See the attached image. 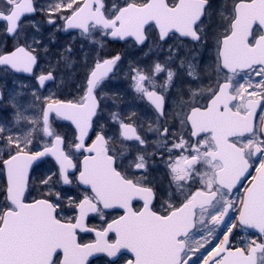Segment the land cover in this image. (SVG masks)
Listing matches in <instances>:
<instances>
[{
  "label": "snow or ice",
  "instance_id": "1",
  "mask_svg": "<svg viewBox=\"0 0 264 264\" xmlns=\"http://www.w3.org/2000/svg\"><path fill=\"white\" fill-rule=\"evenodd\" d=\"M38 12L57 30L79 29L81 35L88 36L98 30L112 39L132 37L138 46L148 41L147 29L153 24L161 42L178 35L203 46L214 15L211 0H124V6L114 3L110 8L104 0H53L46 6L37 0H3L0 19L7 22V34L19 36L25 17ZM216 15L222 30L214 29L211 37L215 45L213 71L218 77L215 86L191 91V101L181 102L187 110L175 114L182 128L189 129V140L167 126H150L148 131L155 132L158 139L152 145L156 151L149 152V141L131 122L134 114L125 122L113 112L109 119L118 125L122 145L119 153L114 150L112 141L117 137L106 135L105 125L100 123L103 110L97 91L121 61L119 54L96 57L86 72L81 95L74 100H59L54 93L41 98L39 89L54 80V75L47 71L35 76L37 84L31 95L41 107L38 116L28 121V130L0 123V170L6 177L0 188V264H87L94 253H105L116 264L122 249L133 254L126 264H200L201 260L203 264H264V159L257 162L256 175L243 199L232 198L233 190L250 175V160L257 154L264 157V0H234L227 14L222 6ZM257 24L260 31L254 32ZM28 26L40 31L34 20H29ZM41 43L33 36L11 51H0V67L5 73L34 74L39 67L35 46ZM176 51L170 46L169 60ZM188 68V75L198 79L196 67L189 63ZM132 71L135 91L163 117L165 95L149 90L145 82L166 71L165 83L160 86L166 91L175 73L160 63L154 65L152 76ZM241 71L244 83H236ZM17 95H10L8 103L19 123L27 118L14 103ZM198 95L206 96L207 103L197 106ZM54 118L74 125L70 143L53 127ZM38 132L48 142L36 139ZM193 138L195 143L190 142ZM127 142L143 148L129 166L144 173L135 180L128 177L127 170H118L119 161L130 151ZM77 154L83 159L77 161ZM46 157L53 159L55 171L49 169L39 177L40 187L46 190L41 198L26 202L33 165ZM155 157L163 161L170 176L169 190L161 192L167 200H161L148 186V171L155 166ZM62 186H86L89 191L73 197ZM135 199L142 200L141 209H133ZM154 201L160 202L155 211ZM62 205L76 215L63 216ZM116 208L124 215L99 228L87 226L89 214L104 219L105 210ZM232 210L238 211V223H229L223 239L208 250L205 245L217 240V229ZM238 227L257 230V238L246 237L234 245L230 235ZM80 231L95 232L97 239L80 243ZM109 233L115 234L114 241L107 239ZM201 249L206 256H198Z\"/></svg>",
  "mask_w": 264,
  "mask_h": 264
},
{
  "label": "flooded vegetation",
  "instance_id": "2",
  "mask_svg": "<svg viewBox=\"0 0 264 264\" xmlns=\"http://www.w3.org/2000/svg\"><path fill=\"white\" fill-rule=\"evenodd\" d=\"M136 2L143 3V0H136ZM104 3L106 7L109 8L114 3L121 7L124 6V2L121 4L120 0H104ZM27 18L29 17H26V19ZM0 25L5 26L6 28L7 22L0 21ZM209 29L210 28L206 29V31H209ZM253 31L259 32L260 26L257 24ZM5 34L7 37L6 43L0 51H11L17 43H24L22 39H18L19 36L10 37L6 31ZM147 34L149 36L148 41L145 45L138 46L132 37L126 38L125 40L112 39L104 37L98 30L93 32L91 36L81 35L79 29L67 31L60 30L54 35L55 41L51 42L49 45L46 57L44 56L45 54H42L40 47H35L36 50L34 54L38 56L39 67L35 70L34 74L5 73L4 69L0 67V91L4 94V100L9 92H11V89H6V86H4L5 84L2 83V74L7 75L10 79L17 78L19 82L27 81L28 83H22L20 86H17L16 92L20 89V92H26L31 95L34 86L37 84L35 76L42 73L46 74L47 71H52L54 80L48 81L42 89H39L38 94L45 93L53 86H56L57 91L59 89V93H56L55 98L59 100H74L81 95L80 88L84 85L86 72L88 68L94 64L96 57L111 58L119 54L122 57L121 61L114 69L113 74L110 75L97 91V97L100 99V105L103 110V119L100 123L105 125L106 135L117 137L112 141L114 150L119 153L122 145L118 138V125L109 119V114L113 112L118 113L121 119H124L125 122H129L127 119L129 114H134L131 122L134 127H137L139 134L149 141V146L147 148V151L149 152L156 151L152 145L158 139V135L155 132L148 131L150 126L153 128H156L157 126H160L161 128L167 126L172 132L182 135L185 140H189V129L182 128L179 118L175 114L187 110L185 104H182L181 102L191 101V91H198L200 88L215 86V81L218 77L213 71L215 64L214 41L212 44H208L207 39L206 44L202 46L190 42L187 38L181 39L178 35L170 34L172 35V38L164 43L157 39L158 29L154 24L148 27ZM101 45H103V47H101ZM170 46H174L177 51L169 60ZM68 48H71V52L66 51ZM144 56H147V61L137 62V57ZM193 57H195V59ZM155 58L156 60L154 61ZM181 61H183V65H181ZM140 63L144 64V67H141L144 70L142 73L148 76H152V69L156 63H160L162 66L171 69L175 73L172 83L166 91H162L160 87L165 83L167 75L166 71L157 74L153 81L145 82V87L149 88V90H155L158 93L165 95V115L163 117H159L152 105L146 99L142 98L141 94L137 93L134 89V84L131 79L133 75L132 70L137 69ZM189 63L196 67V75L198 79H194L188 75ZM244 74L245 73L241 71L237 77ZM60 77H62V81L60 80ZM152 84L156 85L155 89L152 88ZM22 85L27 87H22ZM31 97L33 96L31 95ZM4 100L0 101V103H3ZM196 101L198 102L197 106H199V104L207 103V97L198 95ZM260 114L261 113L258 110L257 117H259ZM35 115L36 114L32 113V116ZM53 127L59 133L65 135L69 143L71 142L74 135V125H72L71 122L54 118ZM92 138L94 139V136ZM36 139L39 140V132L36 134ZM169 139H172V137H169ZM195 139L196 138H193L190 142L195 143ZM1 146L3 145L1 144ZM126 146L130 151L125 153L119 161L121 168L118 170H127L128 177L135 180L143 176L144 173L135 170L134 168H130L129 166L135 153L137 151H143V148L139 147L135 142H127ZM75 159L79 161L82 160L83 157L77 154ZM154 159L155 166L148 171L147 179L151 182L148 186L153 187L157 191V194L161 195L162 191L169 190L170 176L163 161L158 157H155ZM261 159H264V157L257 154L254 160H250V163L252 164V167L249 168L250 175L246 174V178L242 179V183L237 185V189L233 190V199H243V193L251 184L252 177L256 175L255 167L257 166V162ZM53 163L54 161L52 158L46 157L43 161L34 164L33 170L30 173L32 180L30 194H26V202H31L33 198H41L40 189L46 191L40 187L39 177L47 173L49 169L55 171ZM46 165H49V167L47 168ZM73 173L77 176L79 174L76 170H74ZM5 179V174L0 170L1 188L5 183ZM196 186L198 185H194L193 187ZM37 189L38 193H36ZM62 189L73 197L80 192L89 191L88 188L75 186H62ZM60 190L61 188L57 189V191ZM167 199V196L161 195V200ZM154 204L155 207L153 210H158L160 202L154 201ZM62 207L64 208L62 212L63 216L72 217L76 215V213L70 208L64 205H62ZM132 207L133 209H141L143 207L142 200L135 199L132 202ZM121 215H124V211L119 208L105 210L104 219H101L96 213H91L87 218L86 224L89 228H99L101 225H104L105 221L110 223L113 219L118 218ZM234 222L238 223V211L236 210L230 211L229 217L226 218L225 223L218 227L216 232L217 240H213L210 245H205V248L210 250L218 240L223 239V233L226 231L228 224ZM77 236L80 243H93L97 239L95 232L89 231H80ZM257 236V231L238 227L233 230V233L230 235V240L236 245L239 244L243 238L252 237L255 239ZM107 239L110 242L114 241L116 239L115 234L109 233ZM199 255L206 256L207 253L204 249H201L200 253H198V256ZM130 259H133V254L127 249H122L116 264H126V261ZM196 259L197 257L193 258L194 261ZM87 264H113V258L108 257L105 253H99L92 257ZM200 264H203L202 260L200 261Z\"/></svg>",
  "mask_w": 264,
  "mask_h": 264
},
{
  "label": "rangeland",
  "instance_id": "3",
  "mask_svg": "<svg viewBox=\"0 0 264 264\" xmlns=\"http://www.w3.org/2000/svg\"><path fill=\"white\" fill-rule=\"evenodd\" d=\"M120 1H121V4L124 2V0H120ZM52 2L53 0H37V3L40 6H46ZM233 2L234 0H212V6L214 10L213 26L208 31L209 33L208 44H212L214 41L211 38L213 30L214 29L218 31L222 30L219 27V17L218 15H216V13H218L222 9V6H223V9L226 11V14H227V10L230 9ZM2 7H3V0H0V8ZM29 20H34L40 25L39 32H36L31 26H28ZM23 24L25 25V27L23 28V31L19 34L18 39H22L25 42V38H31L35 36L38 40L42 42L38 47H40L42 54H45L44 56L46 57L47 51H45V49L48 50L51 42L55 41L54 35L57 34V32L60 30H57V27L53 25L47 24L45 15L39 12L37 15H32L29 18L24 19ZM6 39L7 37L5 34V26L0 25V49L5 45ZM28 42L31 43V40L29 39ZM146 57L147 56L137 57V62L147 61ZM155 60L156 58L154 59V61ZM141 67H144L143 63L139 64V67L137 68V70L144 72L143 68ZM1 77L3 79L1 80L2 83L5 84L4 86H6V89L8 90L11 89V92L7 91L9 92V94L7 95L4 102L0 103V123L5 124L9 127H13L14 129L18 131H27L29 128L28 121L35 119L37 117L36 115L39 114V109L41 105L35 102L34 98L31 97V95L27 94L26 92L25 93L20 92V89L16 92L17 86H20L22 83L23 84L28 83L27 81L19 82L17 78L10 79V77L8 78V76L5 74H2ZM236 79H237V83H244L245 74L237 77ZM60 80L61 81L63 80L62 77H60ZM56 88H57L56 86H53L50 90L46 91L45 93H40L39 96L43 98V97L49 96L50 93H54L56 95L57 92L59 93V89L57 91ZM17 93H19V95L16 96V100L14 101V103L17 104V106L19 107V110L22 113V115L27 118V119L20 120L19 123H16L15 121L16 113H15L14 108L8 103L10 95H15ZM32 113L36 115L32 116ZM39 140L41 143L48 142L47 138L43 137L42 133H39ZM2 148L3 146H1L0 144V149ZM46 167L48 168L49 165H46ZM0 188H1V185H0ZM42 192L44 191L40 189V193ZM36 193H38V189L36 190ZM2 204H3V197L0 195V206H2Z\"/></svg>",
  "mask_w": 264,
  "mask_h": 264
},
{
  "label": "water",
  "instance_id": "4",
  "mask_svg": "<svg viewBox=\"0 0 264 264\" xmlns=\"http://www.w3.org/2000/svg\"><path fill=\"white\" fill-rule=\"evenodd\" d=\"M0 21H4V20H2V19H0ZM256 25H254V27H255ZM254 29V28H253ZM69 30H72V29H69ZM10 37H12L13 35H10V34H8ZM48 82V81H47ZM46 82V83H47ZM51 158V157H50ZM34 166V165H33ZM73 172H74V170H73ZM252 183V182H251ZM83 187H85V188H87L86 186H83ZM249 187H251V184L249 185ZM250 229V228H249ZM250 230H252V231H257V230H255V229H250ZM77 239H78V236H77ZM99 253H94L92 256H90L89 258H88V261L92 258V257H94V256H96V255H98ZM88 261H87V263H88Z\"/></svg>",
  "mask_w": 264,
  "mask_h": 264
}]
</instances>
